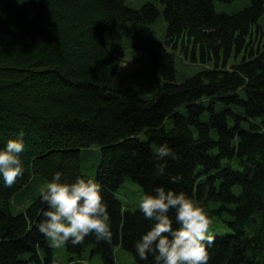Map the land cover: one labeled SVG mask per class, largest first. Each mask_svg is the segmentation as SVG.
<instances>
[{
    "label": "trees",
    "instance_id": "trees-1",
    "mask_svg": "<svg viewBox=\"0 0 264 264\" xmlns=\"http://www.w3.org/2000/svg\"><path fill=\"white\" fill-rule=\"evenodd\" d=\"M160 1L166 44L149 28L162 14L153 3L0 0V147L21 131L26 145L23 175L11 186L0 177V264H117L125 251L148 264L133 242L150 222L115 196L126 179L144 191H186L206 206L215 235L206 264H264V0L232 13L218 11L223 0ZM118 24L143 27L119 45L111 32ZM179 45L190 64L206 66L181 75ZM132 50L148 56L145 73L116 80ZM235 53L244 58L233 62ZM142 87L154 97H141ZM164 142L177 157L156 176L154 149ZM95 146L112 241L89 234L61 256L37 227L48 207L40 188L56 170L61 179L83 176Z\"/></svg>",
    "mask_w": 264,
    "mask_h": 264
},
{
    "label": "clouds",
    "instance_id": "clouds-1",
    "mask_svg": "<svg viewBox=\"0 0 264 264\" xmlns=\"http://www.w3.org/2000/svg\"><path fill=\"white\" fill-rule=\"evenodd\" d=\"M23 136L21 131L0 147V177L8 186L25 170L21 157L26 147ZM167 157L175 159L177 153L164 142L154 149V175H165ZM64 175L62 170H56L40 188V198L48 207L38 222L39 231L56 247L83 243L89 234H94L98 241L111 243V216L102 182L91 175L61 179ZM169 178L173 182L181 179L179 175ZM138 207L150 222V227L133 242L139 260L148 264H206L215 235L210 231L209 210L202 202L186 191L161 184L144 191Z\"/></svg>",
    "mask_w": 264,
    "mask_h": 264
},
{
    "label": "rangeland",
    "instance_id": "rangeland-1",
    "mask_svg": "<svg viewBox=\"0 0 264 264\" xmlns=\"http://www.w3.org/2000/svg\"><path fill=\"white\" fill-rule=\"evenodd\" d=\"M126 3L128 6L134 8V9H139L143 5H145L146 3H153L162 11V14H161V17L159 18V20L155 24L151 25L149 28H150L151 32L159 40H162L166 44V41H167V21H166L165 15L163 13L164 7L162 6L161 1L160 0H126ZM245 5H246V0H231V1L223 0V1H217L216 2V8L218 9V11H225V12H229V13L235 12V11L241 9L242 7H244ZM247 5H250L248 3V1H247ZM258 24L261 27V32L259 34L260 37H259L258 42L261 45H263L264 44V14L259 19ZM142 27L143 26L136 25V24H118V25H115L114 28H112V30H111V32L114 33L113 41H115L119 45H122V43L125 42V40L127 39V37H129L130 34H131V36H133V33L136 32L137 30L141 29ZM131 29L132 30L135 29V30L131 33L129 31ZM255 39L257 42V36H255ZM185 41L187 43L188 48L190 47L188 57H191L192 56V49L194 48L193 40H192V42H190V41H188V38L187 39L185 38ZM167 48L169 50H171V46H167ZM175 52L177 55L176 67H177V70L179 71V73L181 75L191 76L206 66V65H202V64H198V65L190 64L187 61L186 57L184 55H182V54H184V51H183V47L181 45L178 46V48L175 50ZM132 53L133 54H131L127 57H126V55L124 56V63H123V66L121 68L122 69V72L120 75L121 77H118V79H116V80L127 82V81H130L132 78L138 79V74L142 75L145 73L144 69L146 68V62L149 63L148 62V56L145 53H138L135 50H132ZM196 54L198 55L199 60H200V56H199L198 51L196 52ZM243 58H244V54L236 55V53H235L233 62L240 61ZM141 81H142V79H141ZM140 84H139V86H140ZM139 93H140L141 97L146 98V99H150V98L154 97L153 92L150 89L145 88V87L140 88ZM85 153L89 154V156L87 158L83 159L82 174H83V176L91 175V176H94L97 178L98 167H99L101 160H102V149L99 146H95V147L90 148ZM143 192H144L143 187L140 184H138V183H136L130 179H126V181L121 186V188L115 192V196L124 205V207H127V209H130L133 211H137V210H139V207H138L139 199H140V196ZM51 245H52L53 249H56V251L59 255L62 256L64 254V250L66 249V244L62 245L60 247H56L52 243H51ZM84 254L89 255V254H91V251L87 250ZM132 257H133V255L128 251H125V254L120 253L117 264H134L132 262V260L130 259ZM59 259L62 260L63 258H59ZM98 263H99L98 259H94L93 261H91V264H98Z\"/></svg>",
    "mask_w": 264,
    "mask_h": 264
}]
</instances>
